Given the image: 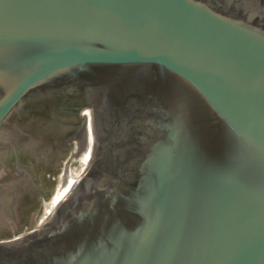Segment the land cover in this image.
I'll return each instance as SVG.
<instances>
[{
	"label": "water",
	"instance_id": "1",
	"mask_svg": "<svg viewBox=\"0 0 264 264\" xmlns=\"http://www.w3.org/2000/svg\"><path fill=\"white\" fill-rule=\"evenodd\" d=\"M92 115L94 156L0 264H264V0H0V168ZM20 168L0 183L19 230Z\"/></svg>",
	"mask_w": 264,
	"mask_h": 264
},
{
	"label": "rangeland",
	"instance_id": "2",
	"mask_svg": "<svg viewBox=\"0 0 264 264\" xmlns=\"http://www.w3.org/2000/svg\"><path fill=\"white\" fill-rule=\"evenodd\" d=\"M74 146L75 144H72V147L68 150L61 152L59 155H53L47 154V151L42 147L33 148L24 144L17 150V161L15 158L3 159L5 167L0 168V183L17 177V162L20 161L21 169L34 174V184L40 183L41 188L48 191V193H43L47 201L46 208L57 192L59 178L63 174L66 165H70L71 170L76 172L83 168L82 161L73 157V154L77 151V143L76 148ZM23 197L25 204H17L20 233L17 232L13 222L9 221L11 233H3V238L0 237V239L15 237L31 230L40 223L38 218L41 196L29 197L23 193Z\"/></svg>",
	"mask_w": 264,
	"mask_h": 264
},
{
	"label": "bare ground",
	"instance_id": "3",
	"mask_svg": "<svg viewBox=\"0 0 264 264\" xmlns=\"http://www.w3.org/2000/svg\"><path fill=\"white\" fill-rule=\"evenodd\" d=\"M95 150V138L93 134L92 118L90 125L88 126L87 132L77 140V151L73 154L74 158L80 159L83 163V168L76 172L72 171L70 165H66L63 174L59 178V184L56 194L53 199L47 204L44 215L40 220V225L44 224L52 214L55 212L57 207L68 197L75 186L78 184L82 176L84 175L91 159L94 156Z\"/></svg>",
	"mask_w": 264,
	"mask_h": 264
},
{
	"label": "flooded vegetation",
	"instance_id": "4",
	"mask_svg": "<svg viewBox=\"0 0 264 264\" xmlns=\"http://www.w3.org/2000/svg\"><path fill=\"white\" fill-rule=\"evenodd\" d=\"M91 118H92V115L90 119L86 122L83 129L79 131L78 133L72 136H69L66 139L64 144L59 141L44 139V138H40L36 136L32 138L30 141H28L26 144L28 145V147L31 146L33 148L42 147L47 151V154L59 155L61 152L66 151L70 147H72V144H75L74 148H76L77 140L79 139L81 135L84 134V132H87L88 126L90 125ZM15 159L16 161L18 160L17 157Z\"/></svg>",
	"mask_w": 264,
	"mask_h": 264
}]
</instances>
